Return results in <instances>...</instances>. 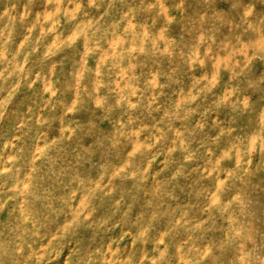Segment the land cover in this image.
<instances>
[{
    "label": "rangeland",
    "instance_id": "374dc122",
    "mask_svg": "<svg viewBox=\"0 0 264 264\" xmlns=\"http://www.w3.org/2000/svg\"><path fill=\"white\" fill-rule=\"evenodd\" d=\"M0 264H264V0H0Z\"/></svg>",
    "mask_w": 264,
    "mask_h": 264
}]
</instances>
